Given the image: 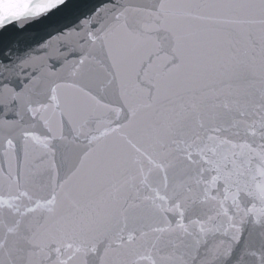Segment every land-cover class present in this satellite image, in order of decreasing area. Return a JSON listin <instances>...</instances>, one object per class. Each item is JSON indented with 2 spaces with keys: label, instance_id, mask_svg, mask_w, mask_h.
Returning <instances> with one entry per match:
<instances>
[{
  "label": "snow or ice",
  "instance_id": "obj_1",
  "mask_svg": "<svg viewBox=\"0 0 264 264\" xmlns=\"http://www.w3.org/2000/svg\"><path fill=\"white\" fill-rule=\"evenodd\" d=\"M0 264H264V0H0Z\"/></svg>",
  "mask_w": 264,
  "mask_h": 264
}]
</instances>
